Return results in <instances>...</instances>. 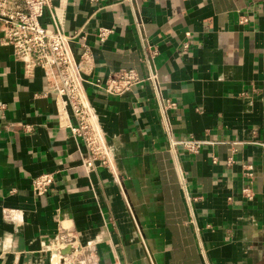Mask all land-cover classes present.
<instances>
[{
  "label": "crops",
  "instance_id": "crops-1",
  "mask_svg": "<svg viewBox=\"0 0 264 264\" xmlns=\"http://www.w3.org/2000/svg\"><path fill=\"white\" fill-rule=\"evenodd\" d=\"M54 14L74 58L90 54L84 96L110 163L83 169L43 70L0 38V264H264V0H52L40 24ZM142 40L174 110L147 83L115 97L89 84L144 78ZM189 139L196 154L172 145Z\"/></svg>",
  "mask_w": 264,
  "mask_h": 264
},
{
  "label": "built area",
  "instance_id": "built-area-1",
  "mask_svg": "<svg viewBox=\"0 0 264 264\" xmlns=\"http://www.w3.org/2000/svg\"><path fill=\"white\" fill-rule=\"evenodd\" d=\"M131 4L135 0H125ZM52 0H0V38L2 43L10 46L14 57L23 64L27 73L41 68L47 79L50 92L54 95L57 116L60 124L69 130L74 139H79L86 150L82 157V167L89 173L97 168H107L110 153L101 130L95 123L93 111L84 96L85 81L82 76L83 67L90 61L87 49L76 60L70 49L73 36L64 34L62 21L54 14V30H48L40 24L45 9ZM247 22L241 18L240 23ZM136 28L142 31L139 17L135 19ZM108 28H99L97 39L105 42L111 34ZM144 62L147 73L141 78L135 70L121 69L113 72L103 82H89L94 88L106 95L115 97L131 91L142 83H147L156 98L159 99L163 112L174 110L175 102L160 97V82L154 60L158 51L142 40ZM187 49L183 45L182 51ZM68 113L74 124L68 122ZM205 142L189 139L172 142L180 146L188 154H196ZM53 184L52 174H42L32 180L33 190L37 194H45ZM245 193L248 190H244ZM249 196V194L247 193ZM187 200H190L187 197Z\"/></svg>",
  "mask_w": 264,
  "mask_h": 264
}]
</instances>
